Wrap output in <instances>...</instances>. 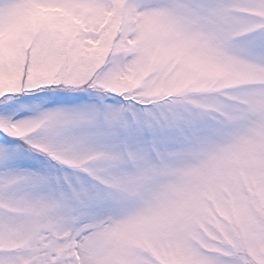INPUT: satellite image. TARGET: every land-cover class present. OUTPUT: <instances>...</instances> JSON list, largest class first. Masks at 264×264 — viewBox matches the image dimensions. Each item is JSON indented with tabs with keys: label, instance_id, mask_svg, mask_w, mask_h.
Instances as JSON below:
<instances>
[{
	"label": "snow or ice",
	"instance_id": "obj_1",
	"mask_svg": "<svg viewBox=\"0 0 264 264\" xmlns=\"http://www.w3.org/2000/svg\"><path fill=\"white\" fill-rule=\"evenodd\" d=\"M0 264H264V0H0Z\"/></svg>",
	"mask_w": 264,
	"mask_h": 264
}]
</instances>
